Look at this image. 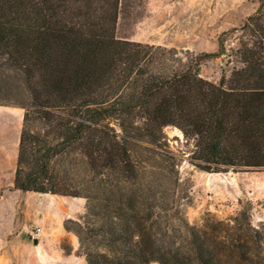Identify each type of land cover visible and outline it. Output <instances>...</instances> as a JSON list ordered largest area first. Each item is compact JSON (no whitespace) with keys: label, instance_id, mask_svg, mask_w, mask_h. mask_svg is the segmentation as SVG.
Masks as SVG:
<instances>
[{"label":"trees","instance_id":"1","mask_svg":"<svg viewBox=\"0 0 264 264\" xmlns=\"http://www.w3.org/2000/svg\"><path fill=\"white\" fill-rule=\"evenodd\" d=\"M119 6L0 0V104L23 108L14 188L85 199L63 226L86 264H264V219L248 202L188 220L165 132H182L200 170H264V0L201 52L117 37ZM219 56L229 76L202 77Z\"/></svg>","mask_w":264,"mask_h":264},{"label":"rangeland","instance_id":"2","mask_svg":"<svg viewBox=\"0 0 264 264\" xmlns=\"http://www.w3.org/2000/svg\"><path fill=\"white\" fill-rule=\"evenodd\" d=\"M258 3L259 0H120L115 35L193 52L216 51L218 36L239 27ZM238 35L237 31L227 34L226 47H237ZM228 60L227 56L207 59L200 67L201 76L214 82L229 76L234 63ZM22 116L23 108L17 104H0V148L4 144L7 147L1 176L5 197L0 201V264H86L84 257L75 253L77 236L63 228L66 218L81 216L85 199L14 191L11 174ZM165 132L169 150L179 158L180 177L190 185L184 209L191 223L200 224L206 212L225 219L239 210L240 201L251 205L254 222L264 219V170H200L189 162L193 145L182 132L171 126ZM47 202L51 205L45 206ZM37 228L40 231L33 239L31 232L36 233ZM6 234L13 236L12 243L7 242ZM39 239L40 243L33 247L37 244L34 240ZM63 246L72 250L68 253Z\"/></svg>","mask_w":264,"mask_h":264},{"label":"crops","instance_id":"3","mask_svg":"<svg viewBox=\"0 0 264 264\" xmlns=\"http://www.w3.org/2000/svg\"><path fill=\"white\" fill-rule=\"evenodd\" d=\"M18 147V146H17ZM6 145L4 144V145H2L1 146V148H0V158H1V165L4 163V155H5V153L7 152V150H6ZM16 158H17V153H16ZM0 165V190L1 189H3V191H0V201L2 200V198H4L5 197V192H4V190H5V188H3V184L1 183V180H2V178H1V176H2V174H3V165L1 166ZM15 166H16V162H15ZM14 173H15V168H14V170L12 171V174H11V180H12V183H13V180H14ZM14 191H21V190H19V189H14ZM41 194H48V193H41ZM45 206H48V205H51V204H49L48 202L46 203V204H44ZM59 207V206H58ZM60 208V207H59ZM63 228H64V226H63ZM65 229V228H64ZM22 231H20V236H24V233H21ZM13 237V236H12ZM12 237H10V234H6V239H7V242H9V244L10 243H12ZM35 241H37V244H32L33 245V247H36L39 243H40V239H39V241L38 240H34V242Z\"/></svg>","mask_w":264,"mask_h":264},{"label":"built area","instance_id":"4","mask_svg":"<svg viewBox=\"0 0 264 264\" xmlns=\"http://www.w3.org/2000/svg\"><path fill=\"white\" fill-rule=\"evenodd\" d=\"M39 231H40V228H37V229H36V233L31 232V237H32L33 239H35V238L37 237Z\"/></svg>","mask_w":264,"mask_h":264}]
</instances>
